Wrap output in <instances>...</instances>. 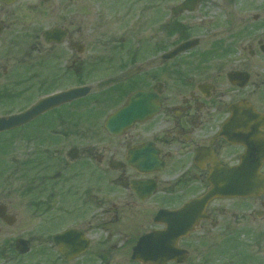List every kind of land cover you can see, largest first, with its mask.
Returning <instances> with one entry per match:
<instances>
[{"label": "flooded vegetation", "instance_id": "1", "mask_svg": "<svg viewBox=\"0 0 264 264\" xmlns=\"http://www.w3.org/2000/svg\"><path fill=\"white\" fill-rule=\"evenodd\" d=\"M184 1L0 0V264H264V0Z\"/></svg>", "mask_w": 264, "mask_h": 264}, {"label": "water", "instance_id": "2", "mask_svg": "<svg viewBox=\"0 0 264 264\" xmlns=\"http://www.w3.org/2000/svg\"><path fill=\"white\" fill-rule=\"evenodd\" d=\"M190 1L195 2L196 0H187L186 3L182 7H189L190 8ZM49 103V100L46 101ZM134 103L131 102L124 112L131 111ZM40 112V107L34 106L31 110L27 111L24 115H16L11 117L8 120H2L1 122L6 123L7 127H14L18 126L24 120H27L31 114H35ZM26 115V116H25ZM25 116V117H24ZM141 118V117H135ZM133 120H135L133 118ZM254 149L258 156L256 162H253V151L250 147V152L247 154L246 158L244 159L243 163L235 167L233 169H224L223 170V177L222 182L220 184V180L218 179L214 193H224L229 195H255L259 194L260 192L264 193V175L260 173V168L264 162V144L263 142L259 145H255ZM225 179V180H224ZM69 232L60 235L61 237H65L68 235ZM151 238V237H150ZM58 239V240H59ZM163 240L162 238H159ZM146 242L145 239H142L139 243V246L134 249L133 258L137 260H141L144 263L150 262L151 264H164L165 259L163 258V248L162 247H154V246H145ZM87 240L86 242H82V245H74V246H61L62 253L69 257L73 254H77L82 252L86 249ZM173 247H168V250H172Z\"/></svg>", "mask_w": 264, "mask_h": 264}, {"label": "rangeland", "instance_id": "3", "mask_svg": "<svg viewBox=\"0 0 264 264\" xmlns=\"http://www.w3.org/2000/svg\"><path fill=\"white\" fill-rule=\"evenodd\" d=\"M250 1L251 2L249 4V6H250L249 10H250V13H252V10L255 8V6L256 7L258 6V3L255 0H250ZM216 11L220 12V9L217 8ZM241 30H242V23L241 22L235 23L234 25L230 26L229 30L227 31L228 33H225L224 36L226 37L227 34H229L230 38H234V37L236 38V36H240L242 34ZM232 36H234V37H232ZM229 37H227L225 40H228ZM239 40H241L240 46H243L246 43L243 38L242 39L240 38ZM253 41L254 40H250L249 43H251ZM235 42H238V39L237 40L235 39ZM234 46H235V44H234ZM255 49L259 52V50L257 49V46L255 47ZM259 54H260V52H259ZM259 61H256V63H258ZM259 63H262L264 65V57L261 58V61ZM112 251L114 253H112V257H110V259H109L110 262L108 260V261H106L103 264H132V263L129 262L130 261V256H128L129 258H126L121 252H119V250H114L113 249ZM123 257H125V258H123Z\"/></svg>", "mask_w": 264, "mask_h": 264}]
</instances>
